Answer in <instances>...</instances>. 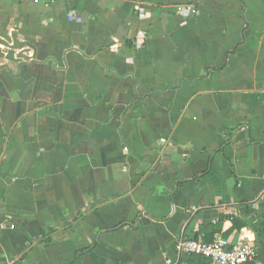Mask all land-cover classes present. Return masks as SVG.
Wrapping results in <instances>:
<instances>
[{
	"label": "crops",
	"instance_id": "obj_1",
	"mask_svg": "<svg viewBox=\"0 0 264 264\" xmlns=\"http://www.w3.org/2000/svg\"><path fill=\"white\" fill-rule=\"evenodd\" d=\"M262 211L264 0H0V264H264Z\"/></svg>",
	"mask_w": 264,
	"mask_h": 264
},
{
	"label": "built area",
	"instance_id": "obj_2",
	"mask_svg": "<svg viewBox=\"0 0 264 264\" xmlns=\"http://www.w3.org/2000/svg\"><path fill=\"white\" fill-rule=\"evenodd\" d=\"M30 58L29 55L28 59ZM175 247L180 254L195 255L204 259L205 264H254L257 255L255 246L244 237L235 241L223 237L212 241L180 237Z\"/></svg>",
	"mask_w": 264,
	"mask_h": 264
},
{
	"label": "trees",
	"instance_id": "obj_3",
	"mask_svg": "<svg viewBox=\"0 0 264 264\" xmlns=\"http://www.w3.org/2000/svg\"><path fill=\"white\" fill-rule=\"evenodd\" d=\"M223 218H225V219H228V220H230L231 221V227H230V229L228 230V232L229 231H231V230H233V229H240L241 227H243L244 225H245V223L244 222H241L239 219H237L236 217H234V216H221L220 217V219H223ZM258 232L261 234V235H263L264 236V212L262 211V213L260 214V216L258 217ZM228 232L226 233V234H224L223 236H224V238L227 236V234H228ZM204 241H209V240H204ZM86 251V249H84V250H81L80 251V253H83V252H85Z\"/></svg>",
	"mask_w": 264,
	"mask_h": 264
}]
</instances>
